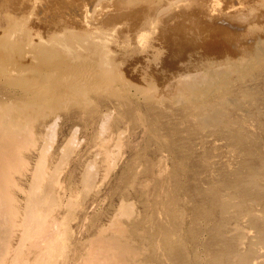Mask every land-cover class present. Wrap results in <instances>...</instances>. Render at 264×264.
<instances>
[{
    "label": "bare ground",
    "instance_id": "1",
    "mask_svg": "<svg viewBox=\"0 0 264 264\" xmlns=\"http://www.w3.org/2000/svg\"><path fill=\"white\" fill-rule=\"evenodd\" d=\"M89 3L91 6H88ZM22 43L28 47V51L22 54L26 62H16V57L12 62H6L5 52L16 50ZM48 48L51 54L46 55L45 50ZM120 64L129 65L128 69H133L137 76H146L144 86L155 90L154 96L159 98L157 100L167 95L175 104L185 100V107L192 110L189 116L197 123L205 122L212 126L235 123L229 136L234 144L242 145L239 154L244 153L245 162L241 163L247 170L246 174H243L241 168L231 175L227 170L232 162L228 160L226 162L230 164L227 163L229 167L223 169V177L217 183L210 182L209 190L191 187L190 194L205 195L209 218H240L247 215L249 204L254 199L256 202V199L262 198L264 202V183L255 182L254 179L259 177L264 180V176H260L261 170L255 166L256 162L264 166V147H261L264 137L259 133L257 139L261 141L251 143L252 135L238 125H243V116L234 114L227 117L218 106L226 104V95L232 97L235 74L241 75L238 80L240 88L237 87L243 95L252 99L254 95L264 92V0H226L224 6L218 0H0V86L5 89V86L7 88L12 85V90L15 87L22 89L14 94L9 92L5 100L0 99V264H54L58 260L63 263L72 260L75 264H141L138 255L140 249L145 247L155 250V256H163L162 259L173 251L174 255L170 260L168 258V264H264L261 260L264 257V217L257 214L248 213L251 218L248 217L250 225L247 230L254 229V237L251 235L253 238H247L245 225L244 228L236 225L238 232L229 231L236 232V235L233 234L235 237L227 236V223L218 220L216 223L214 221L216 233L205 240L202 236L203 228L194 223L191 247H180L176 230L183 225L177 220L174 206L171 208L168 204L172 200L174 203L178 201V195L171 193L172 197L170 194L164 196L167 188L158 196L159 200L163 199L158 206L160 212L165 213L167 222L155 219L148 223L142 236L145 245L138 247L129 236L125 237L126 232L121 223L120 226L117 224L111 234H104L103 227L98 225L100 228L97 227V232L88 238L86 246L84 242L80 243V239H75L73 256L67 255L69 246L65 236L70 227L61 226L59 219L63 216L58 211H51L63 205L70 194L66 188L61 187L62 191H59L50 189L46 184L47 161L43 158L32 167L29 178L25 179L28 184L24 185L20 180L9 181L11 171L14 173V169L26 165L22 149L32 145L38 154L44 155L54 144L55 129L58 126L56 121L60 115L52 113L50 118L43 121L42 129L33 130L27 119L23 121L28 111L37 109L42 112L45 108L53 111L57 106L79 96V103L85 105L92 101L91 93L108 88L114 78L116 83H112L109 89L111 95L119 97L123 105L130 104L133 109H138V100L133 102L136 96L130 99V93L135 87L126 76L115 73L121 71ZM144 102V105L147 102L148 106L152 104V101ZM14 108L20 110L21 114H12ZM105 111L92 110L89 114V120L93 119L97 124L96 132L100 137L109 126L110 115ZM74 134L73 131L67 143L74 142ZM246 143L248 146L244 147ZM212 152H209V156ZM229 154L225 155L228 159ZM233 154L230 159H233ZM209 156L208 162L205 161L208 164L211 162ZM92 167L90 163L86 165V186H89L93 177ZM175 173L176 176L183 174L182 170ZM209 173L211 176L212 172ZM8 181L9 185L6 184ZM178 185L180 188L181 181ZM247 185H250L251 190L247 187L250 191L243 192ZM121 207L123 214L131 213L130 207ZM261 208L264 212V206ZM132 220L129 219L131 226L124 224L130 226L127 233L129 230L135 232L137 219L134 222ZM244 244L246 247L242 250ZM178 245L179 249L174 251ZM214 256H217L216 260H212Z\"/></svg>",
    "mask_w": 264,
    "mask_h": 264
},
{
    "label": "rangeland",
    "instance_id": "2",
    "mask_svg": "<svg viewBox=\"0 0 264 264\" xmlns=\"http://www.w3.org/2000/svg\"><path fill=\"white\" fill-rule=\"evenodd\" d=\"M218 3L224 6L226 0H218ZM228 4L230 5V3ZM88 6H91V3H89ZM88 6L86 7L89 8ZM228 10H232V8H229ZM18 43H21V41ZM23 44L24 43H22L21 45ZM21 45L17 47L16 50L9 51V53L8 51L7 53L5 52L6 62H12L15 59L16 62L17 60L26 62L22 58V54H24L25 51H28V47ZM23 49L25 50L23 51ZM45 53L46 55L51 54V49L48 48L47 50H45ZM25 59H27V57ZM34 61L37 60L34 59ZM34 63L37 64V62H33V64ZM17 64L19 65V63ZM119 66L121 71L115 73L123 77L126 76L130 83L133 84V87H135L136 90L134 88L132 89V92L134 91L133 94L132 92L130 93V99L132 100L133 96H136L133 98L135 99V101L133 102H136L138 100V102H136V105L137 103H140L137 105L138 109H133L130 104L129 106L124 101L123 102L125 104L123 105L122 101H120L121 99H118L119 97L117 98L116 96L111 95L109 89H111V86L113 85L112 83H116V79L114 78V80L111 81V86H109L108 88L100 92L91 93V95H93L91 99L92 101L86 103L85 105L79 103V96L77 99L71 98V100L66 104L57 106L53 111L48 108H45L42 112L37 109L28 111V113L25 114L26 116L24 115L25 117L23 118V121L27 119L28 124L32 126L33 130L42 129L43 121L47 118H50L52 113L55 112L60 115L56 121V126H58L55 129L56 134L53 139L54 144H52V147H49L47 153H45L44 155L38 154L35 149H33L34 146L32 147V145L28 146L27 149H22L21 152L23 154L24 160L26 161V165L22 166V168L14 169V173H11V171L9 181L11 182L12 180H20V182L24 183V185L28 184L27 180L25 181V179L29 178L32 167L35 166L38 160L44 158L45 162L47 161L46 165L47 167H49V170L46 167L48 173L46 175V184L49 185L50 189L54 188L59 191L61 190V187L66 188L68 194H70V197H68L67 199L65 198L66 200L63 205L56 207L51 211L53 212L55 210L54 213L58 211L59 215L63 216L59 219V224L61 226L70 227V231L65 236L66 242L69 246L67 247V255L73 256L74 250H72V248L73 241L75 239H80V243L84 242L86 246L88 238L92 237L97 232L96 230L98 228L103 227L104 234H111L112 231L115 230L116 226H120V223L124 229V232H126L124 233L125 237L129 236V238L132 239V242L138 247H142V245H145L142 236L146 231L148 223L154 222L155 219L157 221L160 220L163 223L167 222L165 213H161V210L158 206L159 201L163 200H159L158 196L161 195L162 190L166 188V193L163 192L165 193L164 196H167L169 194L170 197L176 194L178 195V201L174 203V200H172L168 204L171 208L174 206V212L177 211L175 214H178L177 220H179L183 225L178 226L176 230V233L178 232V237L176 238L179 240L178 244L180 245V247H182L181 245L191 247L190 240L195 233L193 229L194 223H197L198 226H201L203 228L204 231L202 236L203 240H205L210 236H214V233H216L215 223L218 220H224L222 221V223H227V236H231V238L235 237V235L237 234L236 232H238L236 231L237 226L239 228H244L246 226L244 230L246 234L248 233L246 235L248 236L247 238H253V235L255 234L254 229H250L251 232L247 230L249 228L247 226L250 225L249 218H251L248 213L251 215L257 214L264 217V212L262 211L263 208H261V206H264L262 198L256 199V202L254 199L253 203L255 204H253L252 202L250 203L251 205L249 204V211L247 212V215H243V217L245 216V219L242 216L240 218L231 217L232 219H230V217H227V219H220L217 216L215 218H209L207 216V203L206 198H204L205 195L203 193H197L196 195L190 194V191H192L191 187L194 186L200 187L204 190H209V187L211 185L210 182L217 183L219 181V178L223 177V171L226 169V167H229L228 164H230L231 162L232 163L230 164V168L233 165L232 170L230 168H228L227 170L231 173V175L234 174V171L236 172L237 170L243 168L244 164L242 163L245 162V158L243 156L244 153L239 154L240 151L242 152V145H240V143L234 144L232 142V138H230L229 136V131H232L235 123L228 122L229 124L223 123V125L219 124L215 126H212L210 124L206 125L205 122L197 123L196 120H193L189 116L192 110L185 107V104L187 103L185 100L175 104L171 101V97L168 95L163 96L164 99L161 98V101L157 100L159 98H156V96H154L155 90L153 88H146V86H144V79L147 78L146 76L143 78L141 75L137 76V73H134V71H132L133 69L131 71L128 69L129 65L127 64H120ZM131 75L135 79L131 78ZM240 76L241 75L239 74H235L233 77L237 82V84H235L236 82H234V86L236 85V88H240L238 84V80L241 79ZM0 78H2L1 74ZM137 78H139V81H137ZM137 82H140V84ZM234 86L233 90L235 92L233 91L231 93L233 98H230V96L228 97L229 94L226 95V104H222L223 107L221 105H218L219 108H221L220 111H222V113H225L227 117L235 115H238L240 117L243 116V125L241 126V124H238L239 127H242L241 129H244L245 132L252 135L253 138L252 140H250L251 143H254L256 141L260 142L261 140L259 138L257 139L259 133H261L260 135L264 137V92H260L258 93V95L256 94L257 96L254 95L251 99L250 96L243 95L241 89L238 88L239 90H237ZM8 87L6 88L5 86L4 89L3 86H0L1 89L3 88L5 91H8L5 92L3 89H0L1 100H5L7 97L6 95H10L9 92H11V94H14V92L16 91H22V89L18 87L17 89L15 86L14 87L16 89L13 87V90H15L13 91L12 85L10 86L11 88L9 87L8 89ZM139 88H142V90L140 89L142 92H140ZM10 90H12L13 92ZM114 97L116 99H114ZM149 97H151L152 99ZM96 98L98 100L101 99V101L96 100ZM232 100L234 103L232 102ZM97 101L99 102V104H97ZM144 101H149V103L150 101H152L153 105L150 103V106H148L147 102V104H145L147 106H145ZM112 102H117L119 105L117 103L113 104ZM129 102L131 101L129 100ZM90 103L93 105L90 106ZM98 108L100 109V111L98 110ZM105 109L107 112H109L110 115L109 126L100 137L98 132H96L97 124L95 120H89V114L92 113V110L96 112H103L105 111ZM243 111L245 112L244 115ZM248 113H250L251 115ZM12 114L19 115L21 113L20 110L14 108L12 109ZM249 116H252V118L250 119ZM245 121L250 123V125L248 123H245ZM259 127H261L262 129ZM71 130L75 132V139L73 143H67V139H69L71 133L73 132ZM100 138L102 139V141ZM250 142L248 141L247 143L250 144ZM247 143L246 145H244V147L248 146ZM233 145L235 146L233 147ZM261 145V147H264V141L261 143ZM237 146L238 149L236 148ZM232 147L234 148L233 150L236 151L233 152ZM30 148L31 150H33L31 151ZM225 149H229L228 151L231 154H229ZM110 151L113 152L111 153ZM210 151L213 152L210 153L209 156ZM216 151L218 154L216 153ZM263 151L264 149L262 148V156L264 158ZM203 152L205 153V155L203 154ZM107 153L108 156H106ZM225 153L227 155L229 154V159L226 158L228 156H225ZM232 154L233 159L237 158L236 161L235 159H230L232 157L230 155ZM202 155H204L206 159H204L205 157H202ZM217 155L222 157L219 158V156ZM208 156L210 157L209 159L211 161H209V164L207 163ZM223 156H225L224 159ZM217 160H219V162ZM228 160H230V163L226 162ZM88 163L93 165V167L91 168L93 177L89 182V186H86V182H84V172ZM221 165L223 167H221ZM204 166L205 168L209 167L207 169L208 171L205 170ZM212 166H214L215 170L214 168H212ZM255 166L259 167V169L261 170L260 176H264V166L258 165L257 162L255 163ZM17 169H22L25 171ZM209 169L212 173L215 174V176L212 173L211 176H209ZM177 170L178 172L182 170L183 174L181 173L182 175H180L179 173V175L176 176L177 173L175 172ZM243 170V174H246L247 170L245 168H243ZM216 172H218L219 175ZM212 176H214V178ZM21 177H23V179ZM254 179L255 182L264 183V180L260 179L259 177H254ZM9 181L6 183L7 185H9ZM179 181H181L182 184L180 188L178 185ZM247 187L250 188V185L244 187L243 192H249L251 190V188L250 190H248ZM167 190L171 192L168 193ZM178 192L181 193L179 194ZM171 193H173V195ZM187 198L190 199L188 200ZM180 204H182L183 206H181ZM187 204L190 205L188 206ZM122 205L130 207L131 213L129 215L122 213V211L120 210L122 208ZM82 212L84 213V216L82 215ZM179 215H183L182 218H180ZM139 216H141L140 219H138ZM144 217L146 218L144 219ZM129 219H133L134 221L135 219H137V221H135V232H130L129 230L128 234L127 230L130 229V226L132 224L131 221V223L129 222ZM237 219H241L244 222L238 221ZM246 221L249 223L247 224ZM198 222L201 223L199 224ZM240 222L242 224H240ZM125 223H128V225L130 226L126 224L128 227L127 228L126 225H124ZM98 225H100V227ZM229 231L236 232L230 233ZM245 241L247 240L245 239ZM179 245L175 248L174 251H176V249H179ZM245 247L246 246L244 244L242 250H244ZM150 253H152L153 255L151 254L152 256L148 257ZM156 255L158 257L155 256V250L150 247H145L143 249H140L138 258L141 264H168V258L170 260L174 253L172 251L169 254L164 255L165 260L162 259V255L161 258L159 257L160 255ZM216 259L217 256H214L212 258V260ZM259 259L258 261H260ZM263 259L264 257H261V260L264 262ZM71 261H67L68 263H63L58 260L54 264H75L73 261Z\"/></svg>",
    "mask_w": 264,
    "mask_h": 264
}]
</instances>
